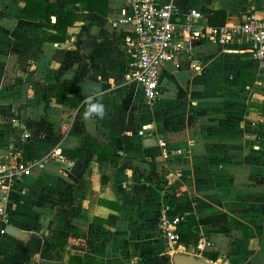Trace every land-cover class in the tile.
Returning a JSON list of instances; mask_svg holds the SVG:
<instances>
[{"label": "crops", "instance_id": "1", "mask_svg": "<svg viewBox=\"0 0 264 264\" xmlns=\"http://www.w3.org/2000/svg\"><path fill=\"white\" fill-rule=\"evenodd\" d=\"M43 1L50 23L22 18L26 0H0V154L41 164L11 190V224L29 237L0 229V264H172L194 248L210 264H264V68L202 38L164 65L147 106L124 80L130 58L111 26L126 0L98 12ZM158 1L222 11L230 25L264 19V0ZM70 11L85 21L57 24ZM94 103L103 115L86 116ZM173 199L180 232H192L184 250L158 226Z\"/></svg>", "mask_w": 264, "mask_h": 264}, {"label": "built area", "instance_id": "2", "mask_svg": "<svg viewBox=\"0 0 264 264\" xmlns=\"http://www.w3.org/2000/svg\"><path fill=\"white\" fill-rule=\"evenodd\" d=\"M206 17L198 10H184L172 1L126 0L111 26L122 33V46L130 58L124 80L133 83L147 106H152L161 96V76L164 65L174 62L189 51L187 47L202 38L214 40L222 46L238 47L252 54L260 68H264V19L253 12L245 14L237 24L210 27ZM144 131L142 133H149ZM162 156H167L165 141H159ZM41 164L24 162L17 150L0 154V229L5 232L12 226L8 199L13 186L31 175L34 167ZM181 217L168 207L158 215V226L163 239L172 249L184 250L180 243ZM206 243L197 244L202 250ZM196 248H194L195 254ZM192 252V251H191ZM190 252V253H191ZM27 264H39V258Z\"/></svg>", "mask_w": 264, "mask_h": 264}, {"label": "trees", "instance_id": "3", "mask_svg": "<svg viewBox=\"0 0 264 264\" xmlns=\"http://www.w3.org/2000/svg\"><path fill=\"white\" fill-rule=\"evenodd\" d=\"M73 5L76 3H81V2H85L88 5V10L89 11H93V12H98L100 11V7H104V9L108 6V1L109 0H69ZM55 6L47 3L43 0H26V5L22 10L21 13V17L24 19H33V20H43L46 23H50V12L52 9H54ZM35 12V16L32 15V12ZM104 13V11H103ZM204 16L206 17V24L210 27H221L224 25L225 23V17L226 14L222 11H210V12H205ZM85 21V18L80 15L77 14L75 12H68L67 14H65V19L61 20V19H57V24H61V23H65L67 25H71V23H73L74 21ZM87 31V28L84 27L81 29L80 33L78 34V39L81 41V38L83 36V34ZM51 39V38H50ZM53 40V39H51ZM58 40V39H56ZM72 105L77 106L78 102L76 101H72ZM172 203L174 204L173 207L174 209L173 214L174 215H178L177 213V209H179V207H183V206H179L177 204V201L175 199L172 200ZM181 225V223H180ZM180 225H179V234H180V243L184 242L188 235L191 234L192 232H189L190 227L188 228V232L186 233H181L180 232ZM194 243V241H193Z\"/></svg>", "mask_w": 264, "mask_h": 264}, {"label": "water", "instance_id": "4", "mask_svg": "<svg viewBox=\"0 0 264 264\" xmlns=\"http://www.w3.org/2000/svg\"><path fill=\"white\" fill-rule=\"evenodd\" d=\"M146 144H148L149 146H155V141L153 139H148L146 141ZM5 233L21 241H24L29 237V234L22 232L13 226H7L5 228ZM171 263L172 264H210L209 262L196 257L194 255V250H192V252L188 254L182 252H174L171 255Z\"/></svg>", "mask_w": 264, "mask_h": 264}, {"label": "clouds", "instance_id": "5", "mask_svg": "<svg viewBox=\"0 0 264 264\" xmlns=\"http://www.w3.org/2000/svg\"><path fill=\"white\" fill-rule=\"evenodd\" d=\"M104 109L103 105L99 103L91 104L88 111L85 113L86 116H91L93 113L98 115H103Z\"/></svg>", "mask_w": 264, "mask_h": 264}, {"label": "rangeland", "instance_id": "6", "mask_svg": "<svg viewBox=\"0 0 264 264\" xmlns=\"http://www.w3.org/2000/svg\"><path fill=\"white\" fill-rule=\"evenodd\" d=\"M177 252V251H176ZM174 253V251L171 253V254H173Z\"/></svg>", "mask_w": 264, "mask_h": 264}]
</instances>
